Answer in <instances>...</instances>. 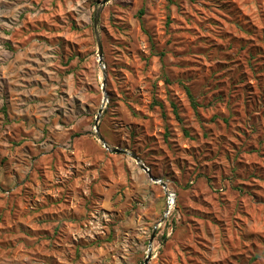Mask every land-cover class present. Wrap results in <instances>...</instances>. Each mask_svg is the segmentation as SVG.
<instances>
[{"label": "rangeland", "instance_id": "1", "mask_svg": "<svg viewBox=\"0 0 264 264\" xmlns=\"http://www.w3.org/2000/svg\"><path fill=\"white\" fill-rule=\"evenodd\" d=\"M102 1L0 0V264H264V0Z\"/></svg>", "mask_w": 264, "mask_h": 264}, {"label": "water", "instance_id": "2", "mask_svg": "<svg viewBox=\"0 0 264 264\" xmlns=\"http://www.w3.org/2000/svg\"><path fill=\"white\" fill-rule=\"evenodd\" d=\"M107 2V0H103L101 2V4H105ZM100 10L101 8L97 9V11L95 12L94 14V26H95V33H96V37H97V42H98V47H99V51H98V55H99V58L101 59L102 56H103V52H102V46H101V40H100V35H99V30H98V22H99V14H100ZM107 99V96L105 95L104 96V102L105 100ZM105 105L103 104V106L99 109L98 111V114L96 115V120H95V128H96V132L100 138V140L102 141V143L104 144L105 147H110L109 144L105 141V139L101 136V134L99 133V122H100V118L102 116V113H103V107ZM113 151H116V152H119V151H122V152H125V153H129L138 163L141 164V166L145 169V170H148L149 171V168H147V166L141 161V159L133 154V153H130L126 150H122V149H119L117 147H114V148H111ZM156 229H157V226H155L152 234H151V237H150V244L153 242V239L155 237V234H156ZM151 258V255L148 254L145 261H144V264H147L149 259Z\"/></svg>", "mask_w": 264, "mask_h": 264}, {"label": "trees", "instance_id": "3", "mask_svg": "<svg viewBox=\"0 0 264 264\" xmlns=\"http://www.w3.org/2000/svg\"><path fill=\"white\" fill-rule=\"evenodd\" d=\"M143 12H144V10L142 9V10L140 11V13L142 14ZM187 92H188V95H189V98H190V100H191V103H192L193 107L196 108L197 105H198V103H197V101H196L194 95L192 94V92H191V90H190L189 88H187ZM175 111H176V110H175Z\"/></svg>", "mask_w": 264, "mask_h": 264}, {"label": "built area", "instance_id": "4", "mask_svg": "<svg viewBox=\"0 0 264 264\" xmlns=\"http://www.w3.org/2000/svg\"><path fill=\"white\" fill-rule=\"evenodd\" d=\"M172 200H173V195L170 194V195H169V201L171 202Z\"/></svg>", "mask_w": 264, "mask_h": 264}]
</instances>
